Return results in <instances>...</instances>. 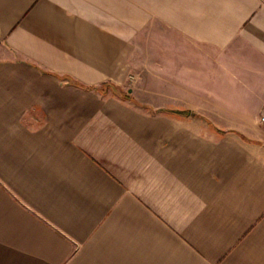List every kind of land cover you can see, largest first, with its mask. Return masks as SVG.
<instances>
[{
  "label": "crops",
  "instance_id": "crops-1",
  "mask_svg": "<svg viewBox=\"0 0 264 264\" xmlns=\"http://www.w3.org/2000/svg\"><path fill=\"white\" fill-rule=\"evenodd\" d=\"M146 36L231 119L123 94ZM262 116L264 0H0V264H264Z\"/></svg>",
  "mask_w": 264,
  "mask_h": 264
},
{
  "label": "rangeland",
  "instance_id": "rangeland-1",
  "mask_svg": "<svg viewBox=\"0 0 264 264\" xmlns=\"http://www.w3.org/2000/svg\"><path fill=\"white\" fill-rule=\"evenodd\" d=\"M144 40L146 42L136 45L140 57L127 61L128 77L126 83L121 87L123 94L128 97L134 96L143 102H157L159 105H186L191 109L190 113L193 115L198 113L219 115L223 119H231L230 114L225 113L224 109L211 107V104L214 103V92L198 91L196 85L208 78L198 74L199 64L196 60L184 59L182 54L176 53L172 43L167 42V37L146 36ZM169 48L170 50H168ZM172 50L174 54L171 55L175 56L173 59H168V52ZM205 103L208 104V107H200ZM192 121V126H198L197 120L193 119ZM218 125L235 128L240 131L241 135H246L244 133L254 128V125L250 124L222 123ZM258 127L259 131L255 132L259 135L260 141L255 146L262 148L264 145L261 136L264 132V123L261 120Z\"/></svg>",
  "mask_w": 264,
  "mask_h": 264
},
{
  "label": "trees",
  "instance_id": "trees-1",
  "mask_svg": "<svg viewBox=\"0 0 264 264\" xmlns=\"http://www.w3.org/2000/svg\"><path fill=\"white\" fill-rule=\"evenodd\" d=\"M108 86V83H103L100 87H90V88H94V89H98V90H104L106 87ZM169 112L174 113V114H181V115H189L191 114L190 111L187 109H170ZM234 134H238L242 137V135L238 132V131H231ZM243 140H245L246 142L249 140H247L245 137H242ZM257 143V141H255Z\"/></svg>",
  "mask_w": 264,
  "mask_h": 264
},
{
  "label": "built area",
  "instance_id": "built-area-1",
  "mask_svg": "<svg viewBox=\"0 0 264 264\" xmlns=\"http://www.w3.org/2000/svg\"><path fill=\"white\" fill-rule=\"evenodd\" d=\"M261 121L264 123V116L261 117Z\"/></svg>",
  "mask_w": 264,
  "mask_h": 264
}]
</instances>
